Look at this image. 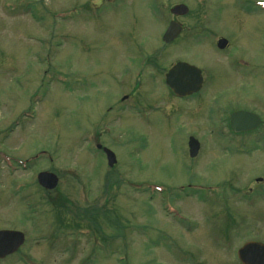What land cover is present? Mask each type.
<instances>
[{
  "label": "rangeland",
  "instance_id": "374dc122",
  "mask_svg": "<svg viewBox=\"0 0 264 264\" xmlns=\"http://www.w3.org/2000/svg\"><path fill=\"white\" fill-rule=\"evenodd\" d=\"M176 1L0 0V231L25 236L0 264H240L244 244L264 245V129L236 136L228 122L264 121V6L239 16L236 55L256 67L203 70L202 90L180 99L164 74L210 52L161 54ZM194 1L184 21L203 26L211 11ZM233 6L210 9L234 22Z\"/></svg>",
  "mask_w": 264,
  "mask_h": 264
},
{
  "label": "flooded vegetation",
  "instance_id": "af4514ba",
  "mask_svg": "<svg viewBox=\"0 0 264 264\" xmlns=\"http://www.w3.org/2000/svg\"><path fill=\"white\" fill-rule=\"evenodd\" d=\"M112 1L114 0H97L100 6L110 4ZM198 1L202 4V6L205 9L211 11L212 15L210 14L211 19L209 20V22H204L203 26H200V24H195V23L188 24L187 22H185L184 20L186 19L191 21V16L193 14L192 10L186 3L187 0H177L176 3L173 4L170 10L172 20L169 21L164 33L160 36L159 39V42L161 44L159 45L160 52L162 54V52L167 48L173 47L175 49L174 53L178 54L175 55L182 56V55H186V51L184 53V51L178 48L189 47V45L194 44L199 46L201 49L209 50L210 53L201 55L200 56L201 62L199 60L193 61L188 59H180L176 61L170 68H168V70L178 64H185L188 65L189 67H194L197 70H199L200 74L203 77V72H202L203 70L212 73H214L215 71V73L227 72L231 74V73H242L245 70L253 69L254 67H256L255 65L250 67L241 66V64H243L244 62H242L243 61L242 58H239L236 55V47L238 46V44L236 45V41L238 37L242 38L244 35V32L241 29L242 22H239V16L241 15L247 18L252 17L254 12L257 11L259 12L261 7L260 2L257 0L254 1L246 0L245 2L243 0H239V1L234 0V6H233L234 8H232L231 10L233 13L231 14V18H230V20L234 22H220L217 18L220 15L217 12L218 9H213V10L210 9V4L213 0H198ZM223 8L225 9H222V11L228 9L227 6H223ZM214 11H216L217 13H214ZM171 24H173V29L175 28L178 29V33L177 35L171 37L170 39L169 38L165 39L164 34L171 26ZM200 39H204V40H200ZM154 58H156V60H159V58L162 60L161 55L157 56L156 54V57ZM204 60H206L207 63H204L203 62ZM156 63L157 61H153V62H148V64L146 65L152 70L150 74L157 75V73L163 72V70L160 71V68L158 67V64L156 65ZM165 75L166 74H164V78H163L164 80H165ZM203 84H204V78L202 82V87ZM161 85H163L167 90L171 92V90L167 88V86L165 85V82H163ZM195 95L196 94L192 95L191 97H194ZM191 97H188V99ZM260 121L261 123L253 131L239 133L236 134V136L249 135L252 133L258 134L259 131H261V128L264 129V121H262L261 119ZM238 149L241 150V147H239ZM256 182L262 183L263 180L256 179Z\"/></svg>",
  "mask_w": 264,
  "mask_h": 264
},
{
  "label": "water",
  "instance_id": "95a60500",
  "mask_svg": "<svg viewBox=\"0 0 264 264\" xmlns=\"http://www.w3.org/2000/svg\"><path fill=\"white\" fill-rule=\"evenodd\" d=\"M178 29H173V24L164 34V38L177 35ZM165 84L178 97L189 96L197 93L202 84L199 70L185 64H178L171 68L165 76ZM260 124L259 118L248 112L236 111L230 115L229 126L233 133H242L254 130ZM102 149L101 146H97ZM106 156L107 165L113 167L116 163L115 155L107 148L102 149ZM190 158L196 157L199 151V143L190 138L188 141ZM37 183L45 190L52 191L58 184L54 174L48 172L39 173ZM25 237L17 231H0V260L15 254L24 244ZM237 259L240 264H264V245L256 242H248L237 251Z\"/></svg>",
  "mask_w": 264,
  "mask_h": 264
}]
</instances>
